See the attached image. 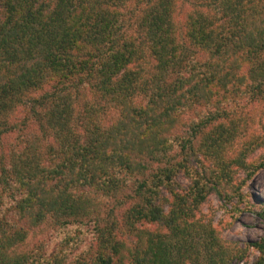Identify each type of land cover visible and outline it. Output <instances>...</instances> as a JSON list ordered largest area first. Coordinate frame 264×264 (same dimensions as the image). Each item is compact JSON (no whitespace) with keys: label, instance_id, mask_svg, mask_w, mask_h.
I'll return each instance as SVG.
<instances>
[{"label":"trees","instance_id":"16d2710c","mask_svg":"<svg viewBox=\"0 0 264 264\" xmlns=\"http://www.w3.org/2000/svg\"><path fill=\"white\" fill-rule=\"evenodd\" d=\"M262 104L264 0H0V264H232L250 247L264 264V236L232 246L196 217L219 178L252 173ZM82 224L93 245L73 255ZM48 226L56 248L22 249Z\"/></svg>","mask_w":264,"mask_h":264},{"label":"rangeland","instance_id":"374dc122","mask_svg":"<svg viewBox=\"0 0 264 264\" xmlns=\"http://www.w3.org/2000/svg\"><path fill=\"white\" fill-rule=\"evenodd\" d=\"M253 127L255 132L264 137V104L254 119ZM263 157L264 147L256 149L249 157V171L252 173L237 170L235 174L232 172L229 179L219 178L218 181L215 178L218 181L217 191L209 194L196 211L198 219L205 224H211L216 235L232 246L245 247L246 243L257 241L264 236V168L258 167ZM197 172H201V163L192 161L188 174L196 177ZM178 181L183 192L189 191L192 180L183 170L179 173ZM78 228V237L72 239V233L69 235L68 232L69 247L73 255L85 252L93 245L91 225L82 224ZM59 239H62L61 235L49 226L40 228L29 233L22 249L34 251L44 247L53 250L58 246ZM257 255L258 253L250 247L242 260L233 261L232 264H253ZM195 264L206 263L200 259Z\"/></svg>","mask_w":264,"mask_h":264}]
</instances>
